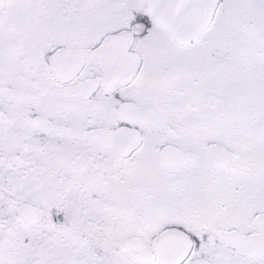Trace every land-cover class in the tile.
<instances>
[{
	"label": "snow or ice",
	"instance_id": "6c2138e0",
	"mask_svg": "<svg viewBox=\"0 0 264 264\" xmlns=\"http://www.w3.org/2000/svg\"><path fill=\"white\" fill-rule=\"evenodd\" d=\"M0 264H264V0H0Z\"/></svg>",
	"mask_w": 264,
	"mask_h": 264
}]
</instances>
